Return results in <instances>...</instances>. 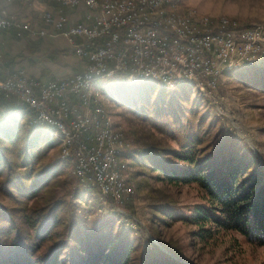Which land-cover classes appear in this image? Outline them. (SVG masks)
I'll return each mask as SVG.
<instances>
[{
	"label": "trees",
	"instance_id": "trees-1",
	"mask_svg": "<svg viewBox=\"0 0 264 264\" xmlns=\"http://www.w3.org/2000/svg\"><path fill=\"white\" fill-rule=\"evenodd\" d=\"M253 77L246 84L264 93V74ZM166 86L159 84L157 95L152 87L137 89L131 113L175 147L154 144L139 156L126 148L120 158H130L144 170L141 175L155 182L194 185L205 205L185 216L173 202L161 201L151 206V222L193 225L200 240L230 232L264 246V168L238 138L221 135L201 99L187 93L165 98ZM13 99L0 96V194L11 205H0V264H186L155 246L143 249L115 215L100 216L90 209L76 214L72 201H83L95 188L66 174L69 161L42 162L56 143L49 128L32 123L31 110L15 121Z\"/></svg>",
	"mask_w": 264,
	"mask_h": 264
},
{
	"label": "rangeland",
	"instance_id": "rangeland-1",
	"mask_svg": "<svg viewBox=\"0 0 264 264\" xmlns=\"http://www.w3.org/2000/svg\"><path fill=\"white\" fill-rule=\"evenodd\" d=\"M0 2L4 3L3 0H0ZM246 3L249 12L246 16L230 17L221 14L215 18H208L202 17L198 15L194 9L186 7L185 0H175V2H173L172 6L169 8L171 13L186 16L200 25L210 27L211 30L218 29L219 24L222 29L231 31L251 30L256 32V34L258 29H261L260 40L263 45L257 48V58L256 54H254L253 57L246 56L244 59L233 57L231 62L233 63L232 69H228V64H225L226 66L224 65V69L226 68V70L222 72V76L216 81L215 90L211 95L209 94L207 86H204V90L207 91L205 92L203 89L199 90L196 86L189 83H181L173 87L161 83V85L168 88L164 90L162 95L168 98L174 94L187 93L190 98L197 97L201 99V106L207 113V116L217 120V129L220 130L222 133L221 135H232L238 138L245 147L254 154L259 164L264 168V93L254 90L246 84L248 80L249 82L253 81V74H264V0H246ZM12 4L20 5L21 7H25V9H31V6L28 5L19 3ZM12 4L5 5L9 6ZM44 4L47 3L38 5ZM48 5L55 6V8L52 11H46V9L44 11H36L38 15H35L33 21L21 20L23 19L22 17H18L17 14L7 12L6 9L0 7V10L5 11L9 16L13 17L16 23L21 25L26 24L30 29V31L27 32L10 28L7 30H0V32L4 36H10V32L15 31L18 33H27L28 36L42 38L38 33L48 30L42 22L43 13H49L53 17L57 16V14H63L68 17L65 12H70L54 4ZM73 12L80 13V11ZM33 26H37V30L31 29L34 28ZM43 37L54 39L53 36L49 35ZM62 48L63 47L58 46L57 50L59 52L57 53L63 54L64 51L70 53L68 47L67 49ZM18 55H21V53L14 56L17 57ZM8 66L10 67V64ZM19 71L24 73L23 70H17L12 73L10 71L8 72L9 74L5 73L3 76H0V80L5 81ZM225 72L228 74L223 75ZM24 75L26 76L25 73ZM117 76L118 75L110 78V80L109 78L103 80V84L101 83L100 87L98 86L100 95L94 98L98 100L95 102L91 101L88 105L81 103L80 114H85V124L89 125L92 122L93 114L97 116L98 121L99 118L101 119L103 116L100 122L104 124V126H111L110 130L112 131V135L114 133L116 135L119 133L118 136L120 135L122 144L119 148H115V151L117 150L116 153L114 151V160L116 162L114 171L117 172V174L119 173V181H122L130 192L116 197L109 194L108 200L107 195L104 196L103 193H99L100 191L94 184H81L82 186L90 185V187L92 186L95 190L89 188L87 191L88 194L84 197L85 199L83 201H72V205L76 208V214L90 209L94 214L100 216L107 214L115 215L121 226L125 230H130L134 236L140 240L143 249L155 246L159 250L167 253L174 260L178 259L186 264H264V246L258 247L250 245L236 234L230 232H216L213 233L214 235H212V238L200 240L199 238H195L197 228L193 225L174 222L169 223L168 226H163L156 222H151V206L161 201L169 200L173 202L177 209V213L185 216L189 214L191 208L204 206L205 203L202 199V194L194 185L168 186L155 182L141 175L140 172L144 170L136 165L133 166L130 158H120V155L126 148H128L132 156H139L145 152V148L148 146L161 144L174 148L175 144L153 130L146 121L135 118L131 113L130 103L137 94L135 93L136 90L139 88L152 87L155 90L154 95H157L159 89L158 85L160 83H131L126 80V77L121 76V80L116 79L118 78ZM28 79L39 82L30 77H28ZM39 83L42 84L41 82ZM14 98L18 105L23 107V112L29 109L27 106L26 108L23 103H20L16 97ZM95 110L102 112L94 113ZM17 111V114L12 116L15 117L13 118L16 122H20L17 116L23 114V112L19 114V109ZM31 111L35 114V120L37 121L36 112L33 110ZM36 123L49 128V137L56 143L55 148L47 152L42 162L48 160L55 161L56 159L65 160L63 159L65 145L56 139V137L51 136L54 130H51L50 126L39 123L38 121ZM102 124L100 125L101 128L104 127ZM97 134L98 131L95 132L94 128L91 126L90 130L83 133L79 139H86L84 143L89 146H94V138ZM67 143L68 142H65V144ZM66 161L68 162V160ZM119 161L122 163L124 162L125 165H121ZM69 162L66 168V174L74 177L73 164L71 161ZM121 169L124 171L123 175L121 174ZM62 178H64V176ZM76 180L79 182V179ZM117 198L123 199V203L119 206H116V202H111V200L115 201ZM0 205L5 207L11 206L7 199L1 194ZM204 228L207 229L208 227L206 226ZM168 250H170V252H167Z\"/></svg>",
	"mask_w": 264,
	"mask_h": 264
},
{
	"label": "built area",
	"instance_id": "built-area-1",
	"mask_svg": "<svg viewBox=\"0 0 264 264\" xmlns=\"http://www.w3.org/2000/svg\"><path fill=\"white\" fill-rule=\"evenodd\" d=\"M5 4L19 3L28 6L41 3L54 4L59 8L82 12V19L69 23L68 17L49 13L42 14V22L48 28L38 35L62 38L70 53L84 63L80 73L73 74L58 81L40 84L32 81L22 71L16 72L5 81L0 80V95H10L23 103L39 110L44 116V123L50 121V116H60L57 127L63 128L71 137H76V144L71 145V161L79 170H88L89 166H103L105 161L104 148H98V143L91 149H84V141L79 139V130L87 128L84 124V114H80V104L83 96H79L82 86L81 75L92 71L135 70L136 75L169 71L172 76L191 77L201 80V86H209V94L214 89L211 70L223 67L230 48H238L244 37L241 32L239 41H231L230 32L220 28L215 32L198 29V23L190 22V29L182 28L172 31L170 20L159 14L158 0H120V4H112L103 0V7L85 9L80 0H3ZM135 11H142V18H135ZM10 28L29 32V27L15 22L5 11L0 10V30ZM258 29L256 41V58L259 41ZM188 56H195V63H188ZM24 88V96H14V89ZM32 123H36L33 120ZM104 126V124H102ZM113 150V147H112ZM87 155L95 156V164L87 165ZM111 180H106L104 188L99 193L107 195ZM80 184L96 183V178L80 177ZM116 206L123 199H116Z\"/></svg>",
	"mask_w": 264,
	"mask_h": 264
},
{
	"label": "bare ground",
	"instance_id": "bare-ground-1",
	"mask_svg": "<svg viewBox=\"0 0 264 264\" xmlns=\"http://www.w3.org/2000/svg\"><path fill=\"white\" fill-rule=\"evenodd\" d=\"M84 5L85 9H92L93 7H103V0H80ZM112 4H120V0H110ZM173 2L175 0H158V11L159 14H163L166 19L170 20L171 22V29L172 31H180L181 29V19L182 21V28L183 29H190V22H195L191 20L190 18L186 16H180L173 14L169 11V8L172 6ZM135 18H142V11H135ZM198 29L206 31V32H215L216 29H210V27H207L206 25H200L198 24ZM222 29V28H221ZM225 32H230L231 41H239L241 39L240 30L239 31H231L222 29ZM261 30V29H260ZM243 31L244 37L240 41V51H243L238 56V48H230L228 51V57H226V60L224 61V65L228 64L227 68L232 69L233 63L232 58L233 57H240V59H244L246 56L253 57L254 54H256V47H253L254 42L256 41V32L254 31ZM259 32V41L260 40V33ZM263 45V43L261 42ZM260 46V45H258ZM236 55V56H234ZM258 57V56H257ZM235 62V61H234ZM188 63H195V56H188ZM226 66V65H225ZM224 66V67H225ZM226 70L223 67H215L211 70V79H216L214 81V89L216 81L222 76V72ZM116 75H121L126 77L128 82L136 83V82H158L162 83L164 85L172 86L176 84H183V83H192L194 84L197 89L204 90V86H201V80L200 79H194L191 77H181V76H172L171 72L169 71H162L159 72V76H153L152 73H143L136 75L135 70H124V73H120V71H106L104 73H100V71H92L91 73H83L81 75V82L82 86L79 89V96H83V104L88 105L91 103V101L95 102L94 98L100 93L98 92V86L100 87V84H103V80L105 78H112ZM108 80V79H106ZM105 82V81H104ZM209 90V86H207ZM207 92L206 90H204ZM14 96H24V88H16L14 89ZM30 110H33L36 112V118L39 123L46 124L51 127V130L53 129V134L51 136L56 137L63 145H65V152L63 159L71 161V155H67V153H70V149L68 148L71 145L76 144V137H71L69 133H67L63 128L57 127V124L60 123V116H50V121L44 123V116H40L39 110L33 109L32 106H27ZM101 113L99 110H95L94 113ZM102 115V114H101ZM103 117V116H102ZM99 118V121L97 120V116L93 114L92 116V122L90 125H87V128H81L79 130V137L82 136L83 133H86L88 130H90L91 126L94 128V131L98 134L94 138V145L98 143V148H104L105 152V161L103 163V166H89L88 170H79L76 163L73 161V174L76 179L80 180V177H88V178H96V183H92L96 186V188L100 191V188H104L106 185V180H111L110 185L108 187V200H109V194L116 197L120 196L126 193H129L130 190L125 187L122 181H119V173L114 171V168L116 166V162L114 160V154L116 153L115 148H119L121 146V138L120 135H116L115 133L112 135V131L110 130V125H105L101 128V122L102 120ZM36 121V122H37ZM109 121V120H108ZM106 122V121H105ZM107 123V122H106ZM84 124H85V114H84ZM101 128V129H100ZM114 131V130H113ZM68 140V141H67ZM65 142H68L65 144ZM93 146H89L86 143H84V149H91ZM113 147V150H112ZM115 151V153H114ZM95 164V156L94 155H87V165H94ZM117 170V169H115ZM105 196L106 194L103 193ZM114 201V200H111Z\"/></svg>",
	"mask_w": 264,
	"mask_h": 264
},
{
	"label": "crops",
	"instance_id": "crops-1",
	"mask_svg": "<svg viewBox=\"0 0 264 264\" xmlns=\"http://www.w3.org/2000/svg\"><path fill=\"white\" fill-rule=\"evenodd\" d=\"M0 7L6 9L7 12L15 13L18 17H22L21 20L35 19V15H38V11H52L55 6L33 5L31 9H25L17 4L6 6L0 2ZM37 11V12H36ZM68 16L69 23H74L82 19L83 14L80 12H65ZM40 23V22H39ZM33 30H37V26H33ZM9 36V35H8ZM4 36L0 32V76H3L8 72L23 70L26 76L38 80L41 83L46 81L60 80L65 77L71 76L76 73H80L84 69V63L68 51H64L63 54L57 53V47H63L67 49L66 43L62 38H37L35 36H28L27 33L10 32V36ZM18 53L17 57L14 56ZM18 59H15V58ZM10 64V67L8 66ZM9 67V68H8ZM9 106V104L7 103ZM14 110V114L22 113L23 107L13 99L11 107Z\"/></svg>",
	"mask_w": 264,
	"mask_h": 264
},
{
	"label": "clouds",
	"instance_id": "clouds-1",
	"mask_svg": "<svg viewBox=\"0 0 264 264\" xmlns=\"http://www.w3.org/2000/svg\"><path fill=\"white\" fill-rule=\"evenodd\" d=\"M185 5L194 9L198 15L208 18H215L221 14L230 17H243L249 14L246 0H185Z\"/></svg>",
	"mask_w": 264,
	"mask_h": 264
}]
</instances>
